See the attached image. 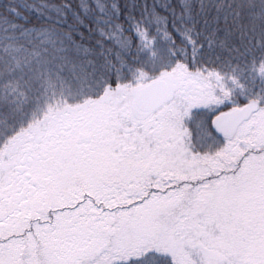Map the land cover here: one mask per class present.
I'll list each match as a JSON object with an SVG mask.
<instances>
[{
    "label": "snow or ice",
    "instance_id": "6c2138e0",
    "mask_svg": "<svg viewBox=\"0 0 264 264\" xmlns=\"http://www.w3.org/2000/svg\"><path fill=\"white\" fill-rule=\"evenodd\" d=\"M0 264H264V0H0Z\"/></svg>",
    "mask_w": 264,
    "mask_h": 264
}]
</instances>
